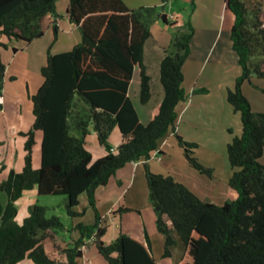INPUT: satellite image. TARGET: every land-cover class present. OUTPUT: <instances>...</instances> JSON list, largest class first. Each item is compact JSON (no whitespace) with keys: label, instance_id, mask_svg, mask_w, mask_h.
<instances>
[{"label":"trees","instance_id":"obj_1","mask_svg":"<svg viewBox=\"0 0 264 264\" xmlns=\"http://www.w3.org/2000/svg\"><path fill=\"white\" fill-rule=\"evenodd\" d=\"M57 1L0 0V35L25 44L43 37V19L48 14L59 18ZM224 7L235 16L231 40L242 68L235 88L228 90V101L243 126L227 149L233 170L229 185L237 198L222 205L204 201L173 175L154 173L145 164L150 201L163 235V258L173 254L174 233L184 245L176 264H264V163L260 160L264 112L254 111L243 91L246 81L264 78L263 4L262 0H225ZM66 15L81 30L82 40L65 52L48 51L41 69L43 83L31 96L34 122L19 132L24 166L21 171L10 169L0 182V192L7 194L6 205L0 200V264L26 259L34 264H80L85 239L95 240L109 264H164L154 257L150 244L128 234L121 233L111 243L101 240L106 227L96 207V192L126 164L149 160L161 141L176 131L178 106L188 96L183 66L191 53L194 28L188 22L185 31L176 35L173 51L163 58L164 97L145 124L129 87L135 68L140 67L141 102L151 99L153 84L144 61L145 44L152 37L154 21L169 24L167 14L158 13L156 6L130 9L123 0H69ZM4 46L0 42V49ZM5 73L0 56V109ZM115 127L120 128L123 140L113 152L108 141ZM92 130L107 149L106 155L94 161L87 147ZM177 138L189 162L211 175V169L192 155L197 144L180 135ZM33 189L38 196L63 195L73 218L84 215L86 209H75L86 195L95 220L78 222L71 231H78L79 237L63 248L56 235L65 226L45 206L33 203L23 221L17 220V201ZM47 240L54 243L58 255L48 252Z\"/></svg>","mask_w":264,"mask_h":264},{"label":"crops","instance_id":"obj_2","mask_svg":"<svg viewBox=\"0 0 264 264\" xmlns=\"http://www.w3.org/2000/svg\"><path fill=\"white\" fill-rule=\"evenodd\" d=\"M158 1L123 0L130 9L140 6H151V3ZM161 1L163 3V0ZM68 3L69 0L57 1L56 12L59 18L55 19L54 15L48 14L42 21L45 34L35 40L46 39L49 36H54L59 31L70 33L74 32L76 28L79 29L76 24L67 18L66 9ZM164 3L166 4V2ZM262 4L264 15V0H262ZM61 9L64 11L63 14L60 12ZM64 20L69 22L66 27L63 26ZM55 21H57V24H55ZM171 22L173 23L174 21ZM56 27H58L57 30L55 29ZM217 27L206 26L200 20L194 23V35L190 42L191 53L183 66L185 76L183 85L188 96L178 106L179 117L176 131L170 132L161 141L159 150L156 151L161 158L151 156L149 160L143 159L130 162L117 171L108 185L102 186L97 190L96 207L101 216L102 226L106 227L101 237V240L105 243H111L121 233H124L139 239L145 244H150L154 257L161 263L176 264L181 259L184 253V245L176 233H174L176 244L173 246L172 256L163 258V235L157 228L156 210L150 201L145 164L154 173L173 175L204 201L217 204L220 202V197L226 195L229 188L226 181L230 179L233 173L226 155L227 145L235 136L241 135L243 129L240 115L233 110L227 96L228 90L235 86V80L241 73V67L238 55L233 48L231 29L228 27L227 29L221 26ZM151 38L149 40H154ZM15 40L9 39L5 35H0V42L4 43V48L7 50ZM149 40H147L145 48ZM152 42L151 48L148 49L149 54H144V61L152 78V95L156 100L154 103L144 106L141 102L140 67L135 68L129 87V95L140 120L145 124L151 121L154 109L164 97V89L160 81V65L166 55L167 48L156 40ZM29 44H26V46ZM58 49L55 51L54 48H47L45 57L48 56L49 50L53 53H60L72 48ZM146 57L147 60H145ZM152 60L156 63L153 74L151 73L153 63H150ZM256 78L259 79V77ZM255 80L257 79L253 77L251 82L254 83L253 81ZM197 88H205L209 91L205 94H194L193 91ZM243 91L253 108V102L247 94L245 85ZM3 99V109L0 110V116L7 119L6 121L10 123L11 128L9 126H0V162L3 161L7 166L2 171V180L7 178L10 169L22 170L24 166V149L23 138L19 132L29 129L34 122L33 120L27 123V127L23 128L18 124V120H22V118H19L22 115L20 109L14 113L16 116L12 118L10 112L4 106ZM178 135L186 141L197 144L194 154L199 157V161L203 165L213 169V175L201 174L189 165L182 155V150L175 146V141L172 143V138ZM122 140L123 136L120 128L115 127L108 141L110 147H118ZM87 147L92 153L93 161L107 154V149L100 144L98 135L93 130L87 136ZM160 153H172V155L162 157ZM176 157L177 162H180L178 164H176ZM221 176L223 178L222 181L220 179ZM232 190L234 189L232 188ZM30 191L31 193H28ZM237 196L236 192V198ZM37 197L36 189L24 192L23 196L17 201L19 213L22 206L28 212V206ZM63 205L65 208V203ZM75 210L78 212L85 210V213L83 216L73 218L68 213H65L62 208L61 212H55L58 215L59 213L62 214V217L65 216L69 223L65 224L59 215L65 226V231L58 234L59 242L63 248L67 247L72 239L79 237L78 231H71L78 222L92 223L95 220V210L89 206V200L86 195L80 197V204ZM85 218L86 220H84ZM84 246L85 249L83 250L80 264H109L99 252L95 240L85 239Z\"/></svg>","mask_w":264,"mask_h":264},{"label":"rangeland","instance_id":"obj_3","mask_svg":"<svg viewBox=\"0 0 264 264\" xmlns=\"http://www.w3.org/2000/svg\"><path fill=\"white\" fill-rule=\"evenodd\" d=\"M224 3L225 0H167L165 5L162 3L161 0H159L158 2L151 3L152 4L151 6H156L158 13L165 12L166 14H168L169 24H166L161 19H158L152 23L151 39L154 40H149L145 48V54L147 55L149 54L148 49L151 48L153 44L152 41L155 40L158 41L163 47L167 48L166 54L173 51L174 48L173 43L176 35L179 32L185 31L184 26L188 22H191L193 28H194V23L200 20L206 26L210 25L211 27H216V28H218L217 26H221L224 27V29H227V27L231 29V25L234 23L235 18L234 15L224 7ZM60 12H62L63 14L64 13L63 9H61ZM171 21L174 22L172 23ZM68 23L69 22L67 20H64L63 26L65 27L68 26ZM81 40H82L81 30L76 28L74 32L68 33L64 31H59L58 33H55L54 36H49L46 39L34 40L33 42H31V44L27 46L25 43H23V41L15 40L12 42L13 44L8 47V50L4 47L0 49L1 61L6 67V73L4 79V92H3L4 106L6 107L7 111L10 112V116H12V118L16 116L14 115V113L18 112L20 109L22 115L19 118H22V120H18V124H20L23 128H25L27 123H30L34 120L33 104L31 100V96L37 91L39 86L43 83L41 68L46 64V60H47L46 59L47 57H45V50H47V48L49 49L54 48L55 51L59 50L58 48H63V49L73 48L77 44V42H80ZM14 48L18 50L15 52ZM145 60H147V57ZM150 63H153L152 64L153 67L151 69L152 71L151 73L153 74L155 70L154 66L156 63L153 62V60ZM241 73H242V68H241ZM153 77L157 78L155 76ZM237 78L235 80V86H236ZM255 79L257 80L253 81L254 83H252L251 81H246L243 84V87L245 85L247 94L251 97V100L253 102V110L256 112H264V90H263L264 79L263 78L258 79L256 77ZM235 86L232 89H234ZM201 89L204 88H197L196 90L193 91V93L205 94L201 92ZM155 100H156L155 97H153L152 95L151 99L146 104H143V106L148 105L149 103L152 104L154 103ZM6 120L7 119H4L2 116H0V126H9L11 128V126L9 125L10 123H8ZM173 141H175L174 142L175 146L178 149L182 150V155L184 159H186V161L189 163L191 167L195 168L189 162L186 156L185 149L180 144L177 136L172 138V143ZM195 149L196 148H193L192 155L199 160V157L194 154ZM227 149H228V145H227ZM160 154L162 155V157L172 155V153H166V154L160 153ZM226 155L229 162L228 152H226ZM175 159H176V164L180 163L177 162V157ZM260 160L262 163H264V154ZM6 167L7 166L3 161L0 162V172H1L0 181L2 180V176H3L2 171ZM195 169L201 174H205L207 176L213 175V169H211V175L207 173H202L197 168ZM220 179L221 181L223 180L222 176ZM229 180L226 181L229 188L227 190L226 195L224 197H220L221 198L220 202L217 203L219 205H222L226 201H230L236 198V192L235 190H232V188H230ZM28 193H31V191ZM38 197L37 199L35 198L36 200L33 199L32 202L33 203L37 202L38 204L45 206L47 208V212L49 215L52 214L58 215L55 212L56 211L61 212V208L62 210L65 211V213H67L63 205L65 203V198L63 195L38 196ZM0 200L3 206L6 205L7 194L5 192L2 191L0 192ZM60 204L61 206H59ZM30 205L28 206V212L26 211L25 207L24 208L23 206L21 207L20 213L17 216V220L19 222H22L24 217L29 214ZM59 215L62 217V214L59 213ZM62 219L65 224H69L65 216L62 217ZM84 220H86V218ZM56 237L57 240H59V236L56 235ZM46 249L52 256L58 255L54 243L51 240L46 241ZM18 264H34V263L32 260L26 259L22 262H19Z\"/></svg>","mask_w":264,"mask_h":264},{"label":"built area","instance_id":"obj_4","mask_svg":"<svg viewBox=\"0 0 264 264\" xmlns=\"http://www.w3.org/2000/svg\"><path fill=\"white\" fill-rule=\"evenodd\" d=\"M117 148L118 147H111V151H113V152H116L117 151ZM159 150V148L156 150V151H158ZM154 152V154L152 155V156H157L159 159L161 158L160 156H158V154H157V152ZM134 162H136V161H134ZM81 249H82V251L85 249V246H82L81 247Z\"/></svg>","mask_w":264,"mask_h":264}]
</instances>
